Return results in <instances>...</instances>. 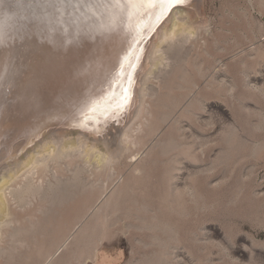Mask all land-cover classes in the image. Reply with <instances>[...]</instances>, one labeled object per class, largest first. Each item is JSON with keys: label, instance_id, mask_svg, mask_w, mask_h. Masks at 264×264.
I'll return each mask as SVG.
<instances>
[{"label": "rangeland", "instance_id": "374dc122", "mask_svg": "<svg viewBox=\"0 0 264 264\" xmlns=\"http://www.w3.org/2000/svg\"><path fill=\"white\" fill-rule=\"evenodd\" d=\"M177 6L194 34L171 43L162 61H151L159 29L170 22L167 12L145 40L123 110L68 116L33 134L25 104L12 102L0 115V176L40 147L72 137L107 139V152L118 155L114 145H123L118 140L128 125L141 142L98 174L78 158V149L62 162L47 161L45 172L33 174L34 183L41 192L54 176L65 185L47 191L46 199L36 195L19 206L7 193L12 225L24 229L26 244L3 234L0 264H40L32 251L63 234L68 238L52 247L49 264H264V0H185ZM139 101L144 109L137 114ZM77 166L84 167L79 184L94 187L82 190L71 181ZM29 221L33 235L25 230Z\"/></svg>", "mask_w": 264, "mask_h": 264}, {"label": "bare ground", "instance_id": "6f19581e", "mask_svg": "<svg viewBox=\"0 0 264 264\" xmlns=\"http://www.w3.org/2000/svg\"><path fill=\"white\" fill-rule=\"evenodd\" d=\"M14 3L15 0H2V2H0V15L6 13L8 11L9 5H12ZM179 7L176 5L174 8L171 9V11H169L171 7H169L167 10H163L159 6H155V7L144 6V7L132 9L131 20L130 21L127 20L126 17L124 20V23L128 24L127 29H125L122 26L120 29H118L116 34L109 35L108 37L105 38H97V39H89L86 36H79L73 38L72 36L73 26L70 25H64V27H66L68 30L67 36L59 34V28L57 27V34L50 39L45 25L40 24L39 26H34L29 20L16 21L14 27H11L9 29V31L11 32L10 39L3 48H0V76H3V80H2L3 86L0 87V115L10 104H12V102H19L25 104L28 107L27 112H29L30 115L27 127L29 129V133L33 134L35 132H39L43 128L45 129L47 126L51 127L52 124L54 123L56 124L62 119L66 120L68 116L70 117H73L74 115L89 116L96 114L103 116L110 113L112 108H114V104L116 100L121 95V87L122 86L128 87L129 82H128L127 74L131 73L133 69L131 67H128V62H125L124 75L119 79L113 80V76H117L120 72V68H119L120 61L123 59L125 55H129L130 63L135 65V63L139 58V54L142 50V47L145 46L144 43H146L145 42L146 38L152 32V30L155 29V27L160 23V21L163 19V17L167 14L168 11L170 12L169 14L170 22L169 24L166 25L162 24V26L159 29V38H158L159 41L153 46V51L150 50L152 52L151 53L149 52L151 55L149 56L151 57V61L153 60L159 62L162 61V59H164V55H168L166 54V51L172 48L173 44L171 43L175 41L177 42L179 41L180 43L184 42L194 34L195 27L193 28V26L189 23L191 20L187 22L185 15H182V13L180 12V9L182 7L180 9ZM184 10L187 11V9L185 8ZM73 18L75 19L76 16H74ZM86 25H87L86 20L77 19V26L84 28L86 27ZM137 25H139L140 28L139 32L135 30ZM164 43L167 44L166 47L163 46ZM174 44H176V42ZM163 47H165V50ZM173 51H171V53H173ZM166 57L165 59L167 60ZM155 61L153 63H155ZM153 63L150 64L154 65L155 67V64ZM159 70L161 69L159 68ZM153 72L151 73L153 74ZM155 72H157V69L155 70ZM147 80H149V77L147 78ZM143 85H145V83ZM143 85L142 88L145 89ZM143 92L144 90L142 91V95H144ZM112 94H115L114 98L111 100L107 99ZM95 101L100 102L99 107L96 109V111H90L89 109L92 107V104ZM142 102L143 101H141L140 104ZM141 106L139 105L140 108L136 109L138 110L137 114L141 113L140 111L144 109V106L142 107ZM21 114L23 113L21 112ZM17 117H19L18 113L16 115V119ZM26 117L28 116L26 115ZM13 121H15V119ZM10 122H12V120ZM10 122H8V124ZM9 126L11 125L9 124ZM12 126H13V122H12ZM127 126H125L124 128L129 129L130 126L128 127ZM65 127L66 126H64L63 128ZM128 129L125 130L127 132H121L119 130L121 133H123V135L122 137H120L121 136L120 133L119 134L120 136L118 137H120L121 140L120 139H119L120 141L118 139L117 140L118 142H120V145L121 143L123 145L121 147H119L118 145L119 148H116V146L114 145L115 147L114 149L118 150L119 154L120 151L122 153L130 145L141 143L139 140L135 141L132 138V135L130 134V132H128ZM65 130L68 129L65 128ZM134 131L135 130H133V132ZM91 133L93 134V132ZM71 135L72 134L70 133V136ZM85 135L86 134H83V136ZM74 138L72 137V140ZM87 138L89 139V137ZM31 139H33L32 140L33 142L35 141L34 138ZM57 139L61 140V138H57ZM81 139L84 140L83 137H81ZM109 139L111 140V137ZM58 140L54 143H57ZM67 140L68 141H64L63 143L61 142L58 146L52 148L47 147L41 149L39 145L40 150H36V152H34V150H32L31 148L30 150H32V153L34 152L35 154L31 155L29 158L26 157L25 159L20 160L19 162L16 163L15 166L11 168H7L1 174L0 176V240L3 237V234H6V236L10 238H15L14 241L19 243L20 245L26 244L25 240H23L24 238L22 239V237H20V234L23 232L24 229L12 225L16 217L13 215V213L9 208L7 193L8 195L12 196L13 200L17 203V205L22 206L30 203L31 197L43 194L41 195V197L46 199V197L48 196L47 191L49 190L53 191L55 189H58L59 187L60 188L63 187L62 184H64L65 181L63 179L62 181L61 178H55V176L53 178L54 182L50 180L47 182V185H45L46 186L45 189H43L42 187V189L44 190V191L42 190V192L40 189L41 184L38 185L34 183L33 174L34 173L36 174V171L43 172L47 161L52 160L53 162L54 161L59 162V160H61L60 162H62L63 161L62 159L71 157L73 153H76L74 150L78 149L76 153L78 158L81 157V159L85 163L88 162L91 166H93V169L95 170L94 171L95 174H98L97 171H100V173H102V170L104 171L105 167L115 164L116 161L117 163L121 162V160H117V158H119L120 156L119 154H118L119 156L117 154H112L113 152L110 153L111 152L110 150H109L110 152H107L108 147L106 148V146H109L108 142L106 145L107 139H103L100 137L95 139L94 142L92 143H87L85 141L82 142L80 140V137L74 139V141L69 139ZM42 145L44 146V143ZM9 147L10 146H8V148ZM18 147L16 148L18 149ZM24 148H26V146H24ZM4 151H5V146H4ZM71 151L74 152L71 153ZM13 152L15 151H12L11 153ZM0 155L2 154L0 153ZM2 156L4 157V155ZM131 156L129 158H131ZM62 164L64 165V163ZM48 166H50L49 163ZM80 168L78 169L77 166L76 169L72 170V172L73 171L74 172L72 173L71 181H73L75 184L76 183L79 184L81 181L79 175L84 167H82V170ZM135 169L139 173L140 170L138 171L137 167ZM20 176H23L21 182L19 181V183H17L13 187L11 186L10 188V182L14 181L16 178ZM79 185L82 190L87 186L94 187L92 184L81 183ZM25 230L26 233H30L33 235L34 232L36 231L34 222L29 221V225ZM45 235L46 234L43 233V235L41 234V237H44ZM65 235L63 234L55 241L54 238H51V240L53 241H48L50 243L49 244L47 243L46 246H44L43 243L41 244L39 243L38 246H36L35 250L32 251L31 257H34V255L36 254H39L40 258L42 259L40 264H49L55 252L54 251L55 249L52 250V247L56 246V248L57 247L59 248L61 245H63L68 238V236L66 237ZM4 252H6L4 249H0V254ZM27 254H29V252ZM27 254L25 253L26 256Z\"/></svg>", "mask_w": 264, "mask_h": 264}, {"label": "snow or ice", "instance_id": "6c2138e0", "mask_svg": "<svg viewBox=\"0 0 264 264\" xmlns=\"http://www.w3.org/2000/svg\"><path fill=\"white\" fill-rule=\"evenodd\" d=\"M2 2V0H0ZM185 0H15L9 5L8 11L0 15V48H3L11 37L9 29L14 27L16 21L29 20L34 26L45 25L49 38L57 34L67 36L68 30L64 25L73 26V38L86 36L89 39L105 38L116 34L122 26L127 29L128 24L124 23L132 18V9L149 6H159L163 10L169 7L183 4ZM78 14V15H77ZM76 16L74 19L73 17ZM77 19L87 21L84 28L77 26ZM140 31L139 25L135 29ZM125 62L128 67L134 68L130 63V56L125 55L119 63L120 72L113 76V80L124 75ZM129 85L132 83L131 73L127 74ZM3 76H0V87ZM115 94L107 99L111 100ZM131 99L129 87H121V95L116 100L114 107L123 110ZM100 102L95 101L90 111H96Z\"/></svg>", "mask_w": 264, "mask_h": 264}]
</instances>
